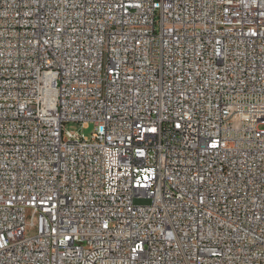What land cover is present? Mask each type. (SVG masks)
I'll use <instances>...</instances> for the list:
<instances>
[{
    "label": "built area",
    "instance_id": "obj_1",
    "mask_svg": "<svg viewBox=\"0 0 264 264\" xmlns=\"http://www.w3.org/2000/svg\"><path fill=\"white\" fill-rule=\"evenodd\" d=\"M262 127L264 0H0V264H264Z\"/></svg>",
    "mask_w": 264,
    "mask_h": 264
},
{
    "label": "rangeland",
    "instance_id": "obj_2",
    "mask_svg": "<svg viewBox=\"0 0 264 264\" xmlns=\"http://www.w3.org/2000/svg\"><path fill=\"white\" fill-rule=\"evenodd\" d=\"M70 129H77L79 130L84 136H87V137H91L92 136V133L94 132V129H95V126L93 123H90L89 126L87 128H80L78 126H73V125H70L69 126ZM262 129H264V127H262Z\"/></svg>",
    "mask_w": 264,
    "mask_h": 264
}]
</instances>
